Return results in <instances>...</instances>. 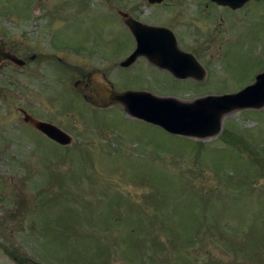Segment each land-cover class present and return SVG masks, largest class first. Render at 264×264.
I'll list each match as a JSON object with an SVG mask.
<instances>
[{
  "label": "rangeland",
  "instance_id": "1",
  "mask_svg": "<svg viewBox=\"0 0 264 264\" xmlns=\"http://www.w3.org/2000/svg\"><path fill=\"white\" fill-rule=\"evenodd\" d=\"M123 3L0 0V36L28 60L0 62V264H264V107L227 113L220 133L197 138L74 84L98 69L116 91L184 102L236 92L264 70V13L195 12L186 44L206 74L178 79L140 57L120 65L136 45ZM23 110L73 142L48 138Z\"/></svg>",
  "mask_w": 264,
  "mask_h": 264
},
{
  "label": "water",
  "instance_id": "2",
  "mask_svg": "<svg viewBox=\"0 0 264 264\" xmlns=\"http://www.w3.org/2000/svg\"><path fill=\"white\" fill-rule=\"evenodd\" d=\"M217 1L232 4L238 0ZM121 17L136 39L135 50L120 62L121 66L129 67L139 56L147 55L151 62L169 68L177 78L204 79L206 70L192 54L181 51L174 38L171 39L170 44L163 42L166 29L126 18L127 16L122 12ZM169 49L170 55L167 54ZM178 56L187 59L181 57L177 59ZM3 60H10L18 65L26 63L24 59L6 49V43L0 36V62ZM86 77L93 86L94 95L101 106L121 104L131 117L154 124L176 135L211 137L222 131V119L225 114L235 110L264 107V71L256 76L253 83L239 91L219 95L209 94L191 102H184L171 96H158L146 90L116 91L106 74L98 69L88 72ZM78 83L79 80L75 81V86ZM23 112L26 123L31 124L56 143L66 146L73 142L72 136L59 126L35 118L25 110Z\"/></svg>",
  "mask_w": 264,
  "mask_h": 264
},
{
  "label": "flooded vegetation",
  "instance_id": "3",
  "mask_svg": "<svg viewBox=\"0 0 264 264\" xmlns=\"http://www.w3.org/2000/svg\"><path fill=\"white\" fill-rule=\"evenodd\" d=\"M121 1H123L124 3L118 6H123L125 10L120 7H116V11L120 16L122 12L125 13V15L127 16L126 18H133L135 20L142 22L143 24L166 29L167 31L164 34L166 40L164 38L163 42L170 44L171 39L174 38L177 42L178 48L181 51L192 54L194 57L195 55L191 52L190 45L186 44L187 41L186 39L188 38V27L191 26L190 25L191 22H189L190 20L189 17L192 16L195 12L196 13L200 12L202 15H211L212 12L219 13L221 10L231 15L234 14L237 15L238 13H240L241 15L243 14L248 15V14H252L251 10H255L257 12L262 11L264 13V0H238L237 2L232 3L234 6L232 4H229L228 2H219L217 0H154V1L153 0H121ZM142 8L151 10V12L154 14L153 18L150 20H145V19L140 20L137 17H135L136 16L135 13H139V11H141L140 9ZM122 21L124 22L123 19ZM6 48H7V44H6ZM170 49L167 51L168 55L171 54L172 49L171 51ZM38 57L39 56L34 53L29 57V60L33 61ZM139 57L144 59L146 62L158 67L159 69L167 71L168 74H170L171 76L173 75L175 78H177L169 68L160 67L159 65H156L155 63L151 62L147 55H141ZM180 57L182 59L185 58L184 56H178L176 58L180 59ZM47 58H50V56H48ZM24 60L26 61L24 65H26L28 63V60L26 59ZM24 65H19V66H24ZM87 73L82 75L83 76L82 79H78L79 80L78 85H82L83 87H89L94 93L93 86L87 80L86 77ZM188 78L192 79L193 77H188Z\"/></svg>",
  "mask_w": 264,
  "mask_h": 264
},
{
  "label": "trees",
  "instance_id": "4",
  "mask_svg": "<svg viewBox=\"0 0 264 264\" xmlns=\"http://www.w3.org/2000/svg\"><path fill=\"white\" fill-rule=\"evenodd\" d=\"M222 138L223 139H225V141H227V142H231L232 144H235V145H237V146H241V145H243L244 143H245V140H244V138H242V137H239L238 138V136L236 135V134H234V132L232 131V133H225V131H224V133L222 134ZM263 163V165H264V162H262ZM159 200H160V197H159ZM11 247H12V245H11ZM16 249H18V248H16ZM6 250L7 251H9V253H11V254H14L15 256V258H17V259H19L21 262H23L25 259L19 254V250H18V252L17 253H14V251L13 250H11V249H9L8 247L6 248ZM15 250V249H14ZM16 251V250H15Z\"/></svg>",
  "mask_w": 264,
  "mask_h": 264
}]
</instances>
